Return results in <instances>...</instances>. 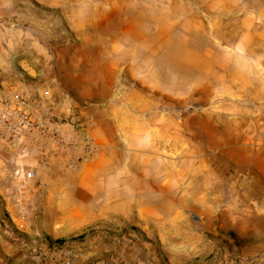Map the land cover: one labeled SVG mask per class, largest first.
<instances>
[{
  "label": "crops",
  "instance_id": "1",
  "mask_svg": "<svg viewBox=\"0 0 264 264\" xmlns=\"http://www.w3.org/2000/svg\"><path fill=\"white\" fill-rule=\"evenodd\" d=\"M108 8L100 23L105 24V30L95 40L100 53L92 57L100 62L99 68L91 70L79 64L86 55L82 58L70 41L66 43L73 47L66 45L65 54L58 50L51 52L52 57L44 53L43 22H53L44 20L42 10H33L25 0H0V86L19 89L27 96L47 89L59 102L58 116L65 117L70 104L93 117L95 126L89 138L100 154L73 173L79 178L74 182L77 188L104 199L97 219L140 227L163 250L185 247L176 258L211 256L216 264L227 252L220 230L257 236L253 244L258 247L257 264H264V127L242 128L231 120L220 123L218 116L202 112L196 117L198 126L192 137L187 136L184 118L174 121L175 129L170 130L171 119L160 110L168 104L155 99L154 88L125 83L124 77L138 74L139 33L132 19H123L118 13L119 4ZM28 13H34L35 18L27 17ZM113 13L115 20L110 19ZM12 24L19 37L15 43L10 34ZM243 35L244 39L263 37L261 31L254 30V23L243 25ZM24 36L32 40L25 41ZM78 38L82 45L92 43L90 36ZM232 53L233 59L255 58L235 46ZM44 55L52 58L49 66L43 63ZM145 56L149 58L148 53ZM18 64L44 79L33 85L23 81L12 84ZM259 102L264 107V100ZM233 118H238L239 124L264 123V115L244 113ZM0 146L12 154L1 142ZM10 159L14 160L12 155ZM90 169L104 173L98 191L95 184L82 179ZM59 170L53 166L40 176L47 179ZM50 193L47 187L43 204ZM222 202L226 208L218 213L214 206ZM188 208L197 213L194 224L187 220ZM2 211L10 217L17 214L12 197H4ZM207 228L212 229L209 237L204 234ZM177 235L185 237L183 243L176 240ZM200 242L204 245L201 250Z\"/></svg>",
  "mask_w": 264,
  "mask_h": 264
},
{
  "label": "rangeland",
  "instance_id": "2",
  "mask_svg": "<svg viewBox=\"0 0 264 264\" xmlns=\"http://www.w3.org/2000/svg\"><path fill=\"white\" fill-rule=\"evenodd\" d=\"M25 3L35 11L42 10L44 20L53 22V25L43 22L44 53L51 56V52L58 50L65 54L66 45L73 43L82 58L86 55L79 64L91 70H98L100 63L92 58L100 53V44L95 41L105 30V24L100 23L106 19L108 5L119 4L118 13L136 23L140 39L138 74L135 78L124 77V82L154 88L155 99L168 104L160 110L170 117V130L175 129L174 121L178 123L184 118L187 136L192 137L198 126L196 117L202 112L218 116L220 123L231 120L242 128L264 127V123L239 124L240 120L233 118L244 113L252 117L264 115L259 102L264 100V0H25ZM115 16L113 13L110 19L115 20ZM27 17L35 18V14L28 13ZM69 19L73 28L67 24ZM249 23L262 32V38L244 39L243 25ZM16 30L12 24V43L19 39ZM83 35L90 36L92 43L82 45L78 36ZM23 39L32 40L25 36ZM233 46L255 58L248 55L246 59H233ZM51 62L52 58L43 56V63L49 66ZM44 77L18 64L11 82L33 85ZM0 149V264H67L63 259L67 251L74 254L68 264H216L211 256L176 258V253L163 250L140 227L124 221L97 219L104 199L77 188L74 182L79 178L75 173L59 170L53 176L48 175L50 198L46 204L42 202L37 218L24 221L17 215L10 217L2 207L4 197L13 195L14 161L10 159L12 154L1 146ZM103 178L104 173L90 169L82 179L95 184L98 191V181ZM214 207L219 213L226 204ZM186 216L192 224L197 220L196 211L189 208ZM210 231L207 228L204 234L209 237ZM219 234L227 249L225 258L219 256V264L258 263V247L253 246L257 236L224 229Z\"/></svg>",
  "mask_w": 264,
  "mask_h": 264
},
{
  "label": "built area",
  "instance_id": "3",
  "mask_svg": "<svg viewBox=\"0 0 264 264\" xmlns=\"http://www.w3.org/2000/svg\"><path fill=\"white\" fill-rule=\"evenodd\" d=\"M58 104L47 89L27 96L19 89L0 86V142L14 159L11 190L19 220L35 219L41 212L47 182L40 173L53 166L77 172L100 154L89 138L93 117L70 104L68 114L60 117ZM73 256L72 251L65 252L64 262L68 264Z\"/></svg>",
  "mask_w": 264,
  "mask_h": 264
},
{
  "label": "bare ground",
  "instance_id": "4",
  "mask_svg": "<svg viewBox=\"0 0 264 264\" xmlns=\"http://www.w3.org/2000/svg\"><path fill=\"white\" fill-rule=\"evenodd\" d=\"M79 1H80V0H79ZM81 5H82V4H81ZM99 5H100V4H99ZM65 6H66V5H65ZM62 8H63V7H62ZM73 8H74V7H73ZM67 9H68V8H67ZM69 10H71V9L69 8ZM59 14H60V13H59ZM60 15H61V14H60ZM70 18H71V17H70ZM65 19H66V18H65ZM69 21H70V19H69ZM70 23H71V22H70ZM70 25H71V24H70ZM75 27H76V26H75ZM76 34H77V33H76ZM33 52H34V51H33ZM25 53H26V52H25ZM25 53H24V54H25ZM27 53H28V52H27ZM18 54H19V53H18ZM18 54H17V55H18ZM17 55H16V56H17ZM21 55H22V54H21ZM21 55H20V56H21ZM27 57H28V56H27ZM11 60H12V59H11ZM8 62H9V61H8ZM181 139H182V138H181ZM185 144H186V143H185ZM191 144H192V143H191ZM192 146H193V145H192ZM193 148H194V147H192V149H193ZM195 148H196V147H195ZM197 150H198V149H197ZM190 151H191V150H190ZM186 153H187V152H186ZM192 155H193V154H192ZM184 156H185V155H184ZM187 156H188V155H187ZM187 156H186V157H187ZM189 156H190V155H189ZM182 157H183V156H182ZM180 158H181V157H180ZM193 161H194V160H193ZM190 162H191V161H190ZM190 170H191V169H190ZM188 173H189V172H188ZM177 174H178V173H177ZM179 174H181V173H179ZM182 174L184 175V173H182ZM183 178H184V177H183ZM180 179H181V178H180ZM186 179H187V178H186ZM205 181H206V180H205ZM207 185H208V184H207ZM210 185H211V184H210ZM210 188H212V187H210ZM212 189H213V188H212ZM210 192H211V191H210ZM211 199H212V198H211ZM196 200H197V197H196ZM194 202H195V201H194ZM199 204H200V201H199ZM205 205H206V204H205ZM232 212H233V211H232ZM233 218H234V217H233ZM198 220H199V219H198ZM235 220H236V219H235ZM224 227H225V226H224ZM226 228H227V227H226ZM175 238H176V240H178V241H179V240L182 241L181 243H183V242H184V239H185L184 236H182V235H179V236L177 235V237H175ZM202 240H203V239H202ZM171 243H172V242H171ZM173 243H174V242H173ZM176 244H177V243H176ZM206 244H207V243H206ZM171 245H172V244H171ZM174 246H175V245H174ZM197 246H198V245H197ZM199 246H200V247H198V249L201 250V248H203L204 245H203V243L200 242V243H199ZM207 246H208V245H207ZM183 248H185V247H176V246H175V247H172V246H171V247H169V248L167 247V250L170 249V252H172V253H178V252L182 251ZM194 248H197V247H194ZM202 250H203V249H202ZM205 251H206V250H205ZM199 252H201V251H199ZM203 253H205V252H203ZM200 254H201V253H200ZM205 254H206V253H205ZM203 255H204V254H203Z\"/></svg>",
  "mask_w": 264,
  "mask_h": 264
}]
</instances>
